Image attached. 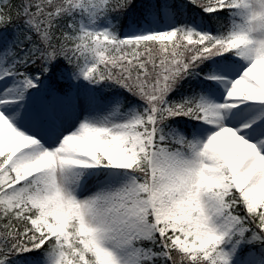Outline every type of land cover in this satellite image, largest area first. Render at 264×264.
Listing matches in <instances>:
<instances>
[{"label": "rangeland", "instance_id": "rangeland-1", "mask_svg": "<svg viewBox=\"0 0 264 264\" xmlns=\"http://www.w3.org/2000/svg\"><path fill=\"white\" fill-rule=\"evenodd\" d=\"M65 1L75 11L63 34L73 47L71 67L53 72L43 59L30 74L25 66L47 40L48 21L26 3L28 11L8 24L7 0H0V192L24 183L2 200L34 210L31 229L58 246L45 257L11 258L24 249L15 239L0 250V264H71L68 255L81 264L90 256L93 264H140L156 253L136 242L168 231L170 245L190 260L264 264V253H240L246 227L226 201L237 188L247 208L264 213V0H207L206 11L230 10L228 32L211 37L199 18L178 26L165 5L120 30L105 14L108 0ZM116 1L121 9L124 0ZM14 41L22 45L16 52ZM138 41L201 45L210 65L200 90L167 97L168 79L185 60L172 48L152 69V57L136 64L148 74L129 72L146 109L121 112L117 98L100 99L102 70H137ZM147 106L166 117L184 113L190 137L176 126L155 136L161 119ZM29 129L39 140L24 137L39 162L17 168V145L2 135L11 130L21 141ZM38 239L31 238L34 248ZM73 242L79 248L66 252Z\"/></svg>", "mask_w": 264, "mask_h": 264}, {"label": "trees", "instance_id": "trees-1", "mask_svg": "<svg viewBox=\"0 0 264 264\" xmlns=\"http://www.w3.org/2000/svg\"><path fill=\"white\" fill-rule=\"evenodd\" d=\"M26 3H30L31 10L35 11L37 16H41L43 20L48 21V37L46 38L47 40H41L39 43V51L36 50L37 54L35 55L34 62L28 63L25 66V70L29 71L30 74L35 73L36 66L43 59L52 66L53 72L58 68L71 67L70 61L73 58V47L72 45L68 47L67 42L63 39V34L68 30V24L75 11L70 7H66L68 5L65 0H7L10 15V18H7L8 24H10V21L12 23L13 20L16 22V20L20 19L28 11L23 12ZM212 3L207 0H124L123 7L118 9L116 6L118 2L116 0H108L105 14L111 18L118 29L122 30L130 26H138L143 21H148L150 14L158 13L159 9L165 5L170 9L178 26L183 23L184 17L190 19L192 17L195 19L199 18L207 22L213 35L223 34L229 25V9L221 8L206 11L205 7L207 4ZM133 45L138 50L135 53L136 57L133 60L135 65L132 66V69L137 70H102V79L95 87V92L100 99L107 101L111 98H117L121 112L126 111L132 106H135L139 111L144 110L146 103L142 101L143 98L139 87L130 77L129 72H142L143 75L148 74V70H138L136 64L139 61H148V58L152 57V62L147 64L149 69H152L160 64L162 57L168 55L172 48L183 51L185 60L184 67L171 73L168 79L164 90L167 97L173 99L189 96L200 90L204 83L203 76L208 71L207 68L210 65V56L203 52L201 45H196L193 42L187 44L181 42L164 49L159 47L158 44L152 45L150 41H139ZM21 47L22 45L18 41H14V52ZM44 55L46 56L45 58ZM171 60L174 61L171 64L172 66L175 64V60ZM144 67L146 68V66ZM148 110L155 117L161 119L157 127L155 123V132L157 135L163 133L170 126L183 128L189 135L190 128L187 126V119L184 113L172 114L166 117L161 116V113L158 114L152 106H149ZM21 186L23 185L14 184L12 187L0 192V195H2L0 196V250H5L8 243L16 239V243H20L24 249L19 250V254L14 255L9 253L8 257L28 255L45 257L51 255L58 250V246L54 240L51 238L43 240L44 238L39 237L29 225V217L34 215V210L21 208L22 206H17L15 202L7 204L2 200L4 196L7 197L15 194ZM226 200L230 210L239 217L242 224L246 227L242 235L241 253L243 254L250 250L264 253V213L260 208L253 210L247 209L244 199L236 189H233L226 196ZM173 234V232L168 231L162 237L159 234H155L152 239H140L137 241V244L156 253L150 259L141 260L140 264H208L202 260H190L179 249L172 247L170 241ZM33 236L39 238L35 248V245L31 242ZM19 237L22 238L23 242L18 241ZM159 241L161 244L158 246ZM73 248H79V246L73 242L70 248L66 249V252H71ZM25 249L27 252L24 253ZM160 251L163 254H159ZM76 259L69 258L68 255L67 262L81 264L80 261L76 263ZM92 260L90 256V264H93Z\"/></svg>", "mask_w": 264, "mask_h": 264}, {"label": "bare ground", "instance_id": "bare-ground-1", "mask_svg": "<svg viewBox=\"0 0 264 264\" xmlns=\"http://www.w3.org/2000/svg\"><path fill=\"white\" fill-rule=\"evenodd\" d=\"M0 125H1V123H0ZM29 130L22 131V133L24 135H23V138H21V141H20V137L19 138H18V136L16 137L15 133L12 132L11 130H4L3 135H2V136H5L7 134L6 135V136H8L7 142L9 141L12 143L14 141L15 145H17L16 151L18 153L15 156L18 159L17 163H19V165H17L18 166L17 168H25L27 165H35L39 162V158L38 157L36 158L34 156L36 151H38L37 147H35V145H32L33 143L28 142L27 138L24 136H26L28 134L29 137H31L32 139H34L36 141H38L39 138L32 136L33 134H31V129H29ZM22 139H23V141H22ZM73 142H74V145L81 146V144H78L77 141L73 140ZM27 152L30 154V156L27 155L28 154ZM261 164H262V162H261ZM260 167H264V164L261 165Z\"/></svg>", "mask_w": 264, "mask_h": 264}]
</instances>
